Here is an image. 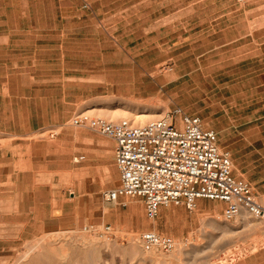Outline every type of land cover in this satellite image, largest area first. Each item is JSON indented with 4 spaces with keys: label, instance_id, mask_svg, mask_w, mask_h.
<instances>
[{
    "label": "rangeland",
    "instance_id": "374dc122",
    "mask_svg": "<svg viewBox=\"0 0 264 264\" xmlns=\"http://www.w3.org/2000/svg\"><path fill=\"white\" fill-rule=\"evenodd\" d=\"M176 109L217 133L264 203V0H0V264H264L248 214L226 221L201 199L149 220L140 198L105 199L114 144L73 117L141 125ZM146 230L175 249L144 251Z\"/></svg>",
    "mask_w": 264,
    "mask_h": 264
},
{
    "label": "built area",
    "instance_id": "2783aa9c",
    "mask_svg": "<svg viewBox=\"0 0 264 264\" xmlns=\"http://www.w3.org/2000/svg\"><path fill=\"white\" fill-rule=\"evenodd\" d=\"M71 124L114 144L119 185L104 193L108 202L140 198L146 217L154 220L162 206L182 205L193 211L197 201L205 199L222 205L226 221L245 213L264 227V203L246 180L233 175L231 155L220 150L217 133L205 127L200 117L176 109L140 125L128 119L112 121L79 114ZM82 159L80 155L73 158L77 163ZM82 231L113 235L110 225L86 224ZM138 243L147 252H170L176 247L172 236L155 230L141 232Z\"/></svg>",
    "mask_w": 264,
    "mask_h": 264
},
{
    "label": "bare ground",
    "instance_id": "6f19581e",
    "mask_svg": "<svg viewBox=\"0 0 264 264\" xmlns=\"http://www.w3.org/2000/svg\"><path fill=\"white\" fill-rule=\"evenodd\" d=\"M109 120H110V119H109ZM112 121H113V120H112ZM141 125H143V124H141ZM116 203H117V202H113L112 204H116ZM243 214H245V213H243ZM241 215H242V214H241ZM244 221H245V220H244V218H243V222H244ZM45 236H46V235H45ZM40 243H41V242H40ZM91 243H92V242H91ZM44 244H45V243H44ZM39 245H40V244H39ZM36 246H37V245H36ZM88 246H89V245H88ZM34 247H35V246H34ZM54 247H55V246H54ZM94 247H95V244H94ZM46 248H47V247H46ZM49 248H50V247H49ZM49 248H48V249H49ZM40 249H41V248H40ZM55 249H56V248H55ZM55 249H54V250H55ZM43 250H44V249H43ZM54 250H53V251H54ZM87 250H88L89 253H91V255H93V256H92V257H93L92 259H94V257H95V256H94V253H95V250H96V249H94L92 246H89ZM42 252H43V251H42ZM44 252H46V250H44ZM53 253H54V252H53ZM53 253H52V250H51V248H50V250H49L47 253H44L43 255H44L45 257H48L49 254L51 255V254H53ZM55 253H56V252H55ZM61 253H62V251H61ZM52 257H53V255H52ZM54 257H55V256H54ZM54 257H53V258H54ZM48 258H49V257H48ZM46 259H47V258H46ZM51 260H52V259H51ZM48 262H49V261H48ZM29 263H30V262H29Z\"/></svg>",
    "mask_w": 264,
    "mask_h": 264
},
{
    "label": "crops",
    "instance_id": "0c3cea01",
    "mask_svg": "<svg viewBox=\"0 0 264 264\" xmlns=\"http://www.w3.org/2000/svg\"><path fill=\"white\" fill-rule=\"evenodd\" d=\"M202 202V200H198L197 201V204H200ZM219 205H221L220 203H218ZM162 208H163V206L162 207H160V209H159V211H161L162 210Z\"/></svg>",
    "mask_w": 264,
    "mask_h": 264
}]
</instances>
